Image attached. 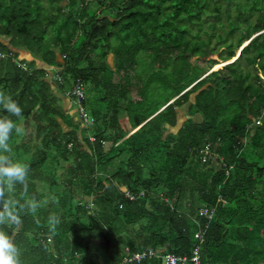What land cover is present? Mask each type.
Listing matches in <instances>:
<instances>
[{
    "label": "trees",
    "instance_id": "16d2710c",
    "mask_svg": "<svg viewBox=\"0 0 264 264\" xmlns=\"http://www.w3.org/2000/svg\"><path fill=\"white\" fill-rule=\"evenodd\" d=\"M76 84L91 126L64 107ZM0 91L22 108L28 175L0 196L19 264H264V0H0Z\"/></svg>",
    "mask_w": 264,
    "mask_h": 264
},
{
    "label": "clouds",
    "instance_id": "9594fccd",
    "mask_svg": "<svg viewBox=\"0 0 264 264\" xmlns=\"http://www.w3.org/2000/svg\"><path fill=\"white\" fill-rule=\"evenodd\" d=\"M0 109L8 114L0 117V196H3L5 183L9 188L16 183L25 184L28 175V165L15 161L8 155L11 152L9 141L13 130L16 133L21 131L11 117L20 118L22 116V108L11 95L0 91ZM31 207L34 209L35 205H31ZM12 221L19 222V218L14 212L13 202L8 201L4 204L3 211H0V224ZM52 222L58 223L59 221L56 218H52ZM0 264H19L18 249L3 231H0Z\"/></svg>",
    "mask_w": 264,
    "mask_h": 264
},
{
    "label": "built area",
    "instance_id": "2783aa9c",
    "mask_svg": "<svg viewBox=\"0 0 264 264\" xmlns=\"http://www.w3.org/2000/svg\"><path fill=\"white\" fill-rule=\"evenodd\" d=\"M64 97L67 100L68 99L72 100V103L75 106V113H76L79 121H81L82 124L85 126H91L93 124V119L86 112V110L83 108V105H82V99H83L82 88L78 84H76L74 87H72V89L70 91H67L65 93ZM90 140H92V138H90ZM126 194L130 200H133L135 198L134 196H131L128 193H126ZM142 195H143V193L141 192L140 196H142ZM200 213L203 216H205L208 220H210L214 215V209H207L205 206H203L200 209ZM194 236H195V238L198 239L199 244H203L204 240H203V232L202 231H197ZM157 254L153 251H144L141 253H136V254L132 255L131 257H127V258L123 259L121 264L131 263V262H139V261L144 260L145 258H148V257H156ZM76 257L79 258L78 255H76ZM186 261H187L186 257H176L173 255H168V254L164 255L162 257V264H184ZM62 262H63V264L68 263V257H63ZM190 262L192 264H200L199 255H198L197 250L193 251V255L190 258Z\"/></svg>",
    "mask_w": 264,
    "mask_h": 264
},
{
    "label": "rangeland",
    "instance_id": "374dc122",
    "mask_svg": "<svg viewBox=\"0 0 264 264\" xmlns=\"http://www.w3.org/2000/svg\"><path fill=\"white\" fill-rule=\"evenodd\" d=\"M237 54L238 53H236V55ZM107 61H108V63H112L113 56L112 55H109L108 58H107ZM213 61L218 62L217 65H214V66H216L214 70H216L221 65H223V63H221L220 60L218 59V56L217 55H211V56H209V57H207L205 59H200L199 60L198 65L200 67H202L205 71H207L205 73V75H207L210 72H212L211 70L214 67V66H212V64H213L212 62ZM230 62L231 61H228V63H230ZM192 101H193V95H191V97H190V102H192ZM187 105L188 104H186L183 108L179 109L178 125H177L176 128H168L169 131L176 132V130L178 129V127L185 121V112H186V109H187ZM65 107L67 108V106H65ZM71 109L74 110L75 109V106L74 105H71ZM119 122H120V124L122 125V127L125 130L128 129V122H127V117H126L125 114H122L119 117ZM100 256H101L100 252H98V254L85 253V254L82 255V259H84L85 261H87V263H89V264H97L98 261H101V259H99V260L97 259Z\"/></svg>",
    "mask_w": 264,
    "mask_h": 264
},
{
    "label": "crops",
    "instance_id": "0c3cea01",
    "mask_svg": "<svg viewBox=\"0 0 264 264\" xmlns=\"http://www.w3.org/2000/svg\"><path fill=\"white\" fill-rule=\"evenodd\" d=\"M18 52H19V58L20 59H25L27 62L33 60V57L29 53H27L26 51L18 50ZM36 65H37V67L46 68V66L42 62H40L38 60H36ZM63 101H64V107L67 106V108L66 107L65 108L66 109H69V107H70L69 102L67 100H65V99ZM70 113H73L74 114V116L72 118L76 122L77 120H76V116H75L74 110H71ZM98 262H97V264H102L101 261H98Z\"/></svg>",
    "mask_w": 264,
    "mask_h": 264
},
{
    "label": "water",
    "instance_id": "95a60500",
    "mask_svg": "<svg viewBox=\"0 0 264 264\" xmlns=\"http://www.w3.org/2000/svg\"><path fill=\"white\" fill-rule=\"evenodd\" d=\"M239 54H240V51H239V53L237 55L235 54V57L231 60V62L234 61L239 56ZM225 64H228V63H223V65H225ZM165 127H166V129L169 128V126L167 124L165 125Z\"/></svg>",
    "mask_w": 264,
    "mask_h": 264
}]
</instances>
